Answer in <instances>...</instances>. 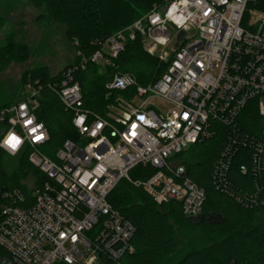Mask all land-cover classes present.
<instances>
[{"label":"built area","instance_id":"built-area-1","mask_svg":"<svg viewBox=\"0 0 264 264\" xmlns=\"http://www.w3.org/2000/svg\"><path fill=\"white\" fill-rule=\"evenodd\" d=\"M254 1L165 0L109 37L105 53L97 51L92 62L117 57L139 31L144 50L167 62L168 69L147 85L133 74H115L107 84L109 95L133 91L127 98L116 97L107 116L85 107L82 87L72 78L77 67L69 69L60 98L72 112L76 139L65 140L54 157L42 149L50 134L38 119V90L0 109V124L9 126L0 146L12 156L32 147L30 161L49 177L33 188L34 200L26 207L0 199V247L11 257L2 264H103V254L120 260L132 253L135 227L109 201L123 179L158 204L181 203L188 217L202 213L205 190L187 177L176 156L213 136V122L235 129L251 100H257L264 119V11L251 9ZM81 59L85 68L88 60ZM152 99L168 106L157 108ZM10 137L20 141L15 150L4 143ZM245 140L238 133L229 136L214 175L217 182L229 155L238 145L246 146ZM251 142L259 168L264 132ZM139 165L154 173L146 180L133 178L131 171Z\"/></svg>","mask_w":264,"mask_h":264},{"label":"trees","instance_id":"trees-1","mask_svg":"<svg viewBox=\"0 0 264 264\" xmlns=\"http://www.w3.org/2000/svg\"><path fill=\"white\" fill-rule=\"evenodd\" d=\"M30 1L42 10L38 16L40 24L59 21L67 25L69 35L77 40L75 60L56 75L46 68L27 70L23 75L24 87L31 85L39 92L38 119L44 122L50 134L49 143L42 149L54 157L55 151L50 149H58L67 139H76L72 112L65 109L60 98L63 75L69 69L77 67L72 78L82 87L85 107L102 116H107L116 97L127 96L133 91H113L109 95L107 84L115 74H133L139 84L147 85L168 69L167 62H161L144 50V35L139 31L108 64L90 60L97 51L105 53L104 43L109 37L141 20L155 6L164 5L165 0ZM250 7L264 9V0H255ZM5 24L6 20L0 17V31ZM14 35L15 31L7 34L9 45L0 47L1 68L8 66L11 59L24 61L32 55L30 46L16 42ZM78 53L88 60L85 68L81 66ZM19 101L0 105V109ZM237 122L235 129L213 122V136L176 156L185 166L187 177L205 190L202 212L206 216L210 212L219 213L224 222L210 224L203 220L192 223L183 213L181 203L171 200L158 204L142 188L123 179L111 192L109 201L135 227L134 251L120 260L103 254V264H264V231L251 227L260 216L264 217V163L256 168L252 159L251 138L262 137L264 132V119L258 111L257 100L248 102ZM8 127L0 124V140ZM233 133L246 138L247 144L238 145L236 153L229 155V165L223 168L224 177L219 183L214 175L226 142ZM31 152L32 147L26 146L12 156L0 146V199L17 201L26 207L33 202L34 196L24 181L34 177V187L38 188L49 180L48 175L30 161ZM13 158H17V165L11 172L9 160ZM242 166L246 171H242ZM153 173L152 167L139 165L131 171V176L146 180ZM176 225L201 235L179 250ZM10 259L9 253L0 247V264Z\"/></svg>","mask_w":264,"mask_h":264},{"label":"rangeland","instance_id":"rangeland-1","mask_svg":"<svg viewBox=\"0 0 264 264\" xmlns=\"http://www.w3.org/2000/svg\"><path fill=\"white\" fill-rule=\"evenodd\" d=\"M251 9L255 12L264 11L258 7H251ZM41 12L42 10L37 9L30 0H0V17L6 20L5 26L0 31V47L9 45L7 34L15 31L16 42L27 44L32 50L30 58L24 61L11 59L8 66L0 67V105L22 100L34 91L31 85L24 87L23 75L27 70L46 68L49 73L56 75L75 60L77 40L69 35L67 25L55 20L40 24L38 16ZM109 60L106 59L100 63L105 65L110 62ZM127 96L119 95L126 98ZM152 102L160 109L168 106L158 99H152ZM9 162V171L12 172L17 165V158ZM24 183L33 190L35 178L31 177ZM251 227L264 231V217L260 216ZM175 231L179 250L184 249L186 244L201 235L200 232L186 230L177 225Z\"/></svg>","mask_w":264,"mask_h":264},{"label":"water","instance_id":"water-1","mask_svg":"<svg viewBox=\"0 0 264 264\" xmlns=\"http://www.w3.org/2000/svg\"><path fill=\"white\" fill-rule=\"evenodd\" d=\"M179 37L180 39H184L185 32L181 31ZM188 220L191 221L192 223H200L203 220H207L210 224H215V223H223L225 219L223 215L216 212H210L207 216L202 212L196 216H189Z\"/></svg>","mask_w":264,"mask_h":264},{"label":"snow or ice","instance_id":"snow-or-ice-1","mask_svg":"<svg viewBox=\"0 0 264 264\" xmlns=\"http://www.w3.org/2000/svg\"><path fill=\"white\" fill-rule=\"evenodd\" d=\"M40 137H37V139H39ZM9 141L12 142V141H15V144H11L10 143V146L11 147H15L16 145H18L20 143V141L16 138V137H10L9 138Z\"/></svg>","mask_w":264,"mask_h":264},{"label":"clouds","instance_id":"clouds-1","mask_svg":"<svg viewBox=\"0 0 264 264\" xmlns=\"http://www.w3.org/2000/svg\"><path fill=\"white\" fill-rule=\"evenodd\" d=\"M4 143L7 144V145H10V143H11V144H15V141L10 142L9 140H7V141H5ZM17 146H18V145H16L15 147H12V149L15 150V149L17 148Z\"/></svg>","mask_w":264,"mask_h":264}]
</instances>
